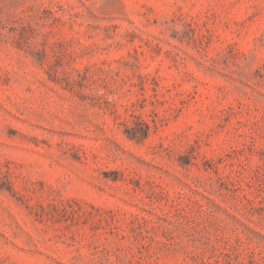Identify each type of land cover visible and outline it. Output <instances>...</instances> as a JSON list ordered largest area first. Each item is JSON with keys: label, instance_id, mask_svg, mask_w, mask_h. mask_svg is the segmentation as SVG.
Returning <instances> with one entry per match:
<instances>
[{"label": "rangeland", "instance_id": "374dc122", "mask_svg": "<svg viewBox=\"0 0 264 264\" xmlns=\"http://www.w3.org/2000/svg\"><path fill=\"white\" fill-rule=\"evenodd\" d=\"M0 264H264V0H0Z\"/></svg>", "mask_w": 264, "mask_h": 264}]
</instances>
